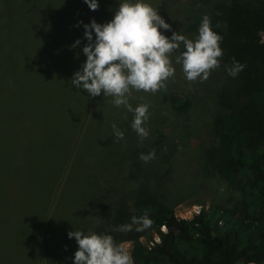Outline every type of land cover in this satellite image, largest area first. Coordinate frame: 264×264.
<instances>
[{"label":"rangeland","instance_id":"374dc122","mask_svg":"<svg viewBox=\"0 0 264 264\" xmlns=\"http://www.w3.org/2000/svg\"><path fill=\"white\" fill-rule=\"evenodd\" d=\"M122 2L98 0L92 11L84 0H0V264H74L78 244L68 233L81 231L78 227L86 235H111L130 251L133 242L116 231L123 225L118 211L132 210L143 196L185 219L204 206H231L238 198L205 159L217 142L213 120L223 112L220 96L235 98L239 90L240 75L228 74L232 66L221 64L206 82L190 83L175 63L179 53L174 54L176 73L167 91L133 92L129 98L133 108L150 105L145 124L150 134L143 142L127 127L132 112L115 107L103 93L96 100L71 84L87 59L83 25L110 22ZM143 2L171 26L162 34L193 40L202 18L208 15L212 23L216 6L229 4ZM77 40L81 43L73 47ZM175 92L190 99L187 114L175 113L163 101ZM113 124L124 132L123 140L116 141ZM153 149L155 159H139ZM140 233L145 243L151 235L158 240L156 233Z\"/></svg>","mask_w":264,"mask_h":264},{"label":"trees","instance_id":"16d2710c","mask_svg":"<svg viewBox=\"0 0 264 264\" xmlns=\"http://www.w3.org/2000/svg\"><path fill=\"white\" fill-rule=\"evenodd\" d=\"M215 10L212 28L223 37L221 64L233 66L235 58L246 67L239 73L235 98L220 96L223 112L213 120L217 142L205 151V159L238 198L231 206H204L191 219L178 217L173 208L145 196L132 210L120 209L123 225L145 213L154 221L144 232L156 233L158 240L151 235L145 243L140 232H125L124 238L133 242L135 264H264V0L257 4L229 0ZM163 101L180 115L191 109L190 99L180 93L166 94ZM90 120L91 116L85 122ZM133 120L127 127L132 128ZM53 197L45 212H50ZM78 228L86 233L84 227Z\"/></svg>","mask_w":264,"mask_h":264},{"label":"clouds","instance_id":"9594fccd","mask_svg":"<svg viewBox=\"0 0 264 264\" xmlns=\"http://www.w3.org/2000/svg\"><path fill=\"white\" fill-rule=\"evenodd\" d=\"M84 3L92 11L99 8L98 0H84ZM83 27L88 41L83 54L87 59L82 70L74 73L71 84L77 89L82 88L90 97L103 93L104 97L112 98L115 107L123 106L132 112L131 127L141 142L150 134L145 127L150 118V105L140 104L133 108L129 103L133 92L155 95L161 90L167 91L168 82H174L176 69L172 57L176 53L179 54L175 56V63L182 66L183 75L190 83L206 82L211 73L221 67L224 56L220 46L223 37L213 31L208 15L202 18L194 40L176 32L169 39L160 30L171 31V26L158 14V9L143 0H123L110 22L101 25L92 20ZM216 27L221 24L218 22ZM80 43L77 40L73 47ZM245 67L233 58L228 74L235 78ZM112 129L117 142L124 139V132L116 124ZM155 158V149L139 156L145 163ZM153 223L145 213L140 217L133 216L130 223L119 226L116 231L143 232ZM68 237L75 238L78 244L74 264H135L131 252L111 235L71 231Z\"/></svg>","mask_w":264,"mask_h":264},{"label":"crops","instance_id":"0c3cea01","mask_svg":"<svg viewBox=\"0 0 264 264\" xmlns=\"http://www.w3.org/2000/svg\"><path fill=\"white\" fill-rule=\"evenodd\" d=\"M96 100H98V97L96 98Z\"/></svg>","mask_w":264,"mask_h":264}]
</instances>
